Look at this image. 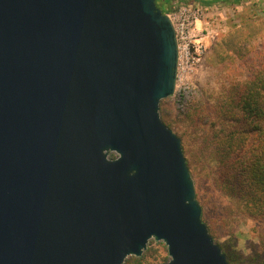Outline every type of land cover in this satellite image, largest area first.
Returning a JSON list of instances; mask_svg holds the SVG:
<instances>
[{
    "label": "water",
    "instance_id": "water-1",
    "mask_svg": "<svg viewBox=\"0 0 264 264\" xmlns=\"http://www.w3.org/2000/svg\"><path fill=\"white\" fill-rule=\"evenodd\" d=\"M177 65L155 0H0V264H123L151 238L228 264L159 115Z\"/></svg>",
    "mask_w": 264,
    "mask_h": 264
},
{
    "label": "rangeland",
    "instance_id": "rangeland-1",
    "mask_svg": "<svg viewBox=\"0 0 264 264\" xmlns=\"http://www.w3.org/2000/svg\"><path fill=\"white\" fill-rule=\"evenodd\" d=\"M201 1L174 0L171 7L164 6L177 27L184 23V32L178 42L175 89L159 102L158 111L161 120L181 140L195 197L203 206L202 220L214 241L222 251L232 253L235 264H257L259 259L252 256L260 250L256 233L247 217L241 216L245 201L215 189L210 177L204 179L198 172L203 158L197 149L203 133L217 136L240 128V124L229 119L231 110L226 101L264 60V0H240L227 5ZM183 45H187V50ZM207 161L210 165L216 163L211 156ZM217 213H228L232 220L214 223L211 217ZM229 226L236 237L224 234ZM139 257L144 264H164L169 259L166 245L153 238ZM127 258L129 264H136L138 257Z\"/></svg>",
    "mask_w": 264,
    "mask_h": 264
},
{
    "label": "trees",
    "instance_id": "trees-1",
    "mask_svg": "<svg viewBox=\"0 0 264 264\" xmlns=\"http://www.w3.org/2000/svg\"><path fill=\"white\" fill-rule=\"evenodd\" d=\"M173 1L155 0V3L165 13L164 6L171 7ZM210 1H221L227 5L240 0L201 2L208 4ZM226 104L231 110L229 119L240 124V128L217 136L202 134L197 150L203 159L198 165V172L204 179L210 177V185L215 189H223L233 198L245 201L241 216L247 217L246 221L254 228L257 247L260 249L252 256L259 259L257 264H264V60L252 77L239 86L236 94L227 98ZM210 156L215 158V165H210L207 161ZM201 209L202 217L203 206ZM211 219L214 223L232 220L228 213H217ZM224 234L236 237L231 226L225 229ZM230 247L234 249V245ZM223 251L228 264H235L232 253ZM123 264H129L128 258ZM136 264H144L141 257L137 258Z\"/></svg>",
    "mask_w": 264,
    "mask_h": 264
},
{
    "label": "built area",
    "instance_id": "built-area-1",
    "mask_svg": "<svg viewBox=\"0 0 264 264\" xmlns=\"http://www.w3.org/2000/svg\"><path fill=\"white\" fill-rule=\"evenodd\" d=\"M170 18V15L167 14ZM172 21V20H171ZM173 26H174V30H175V34H176V39H177V45H178V55H179V50H180V45H179V40L181 39V37H183V26H184V23H182V25L180 27H177L173 22H172ZM184 48H186L187 50V45H183ZM179 103V102H178ZM178 106L181 108L182 107V104L179 103Z\"/></svg>",
    "mask_w": 264,
    "mask_h": 264
}]
</instances>
